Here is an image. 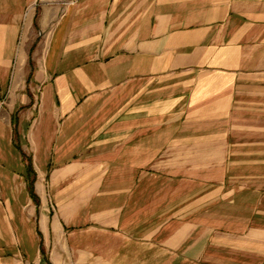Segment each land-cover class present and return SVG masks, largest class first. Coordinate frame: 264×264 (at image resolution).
<instances>
[{"label": "crops", "instance_id": "1", "mask_svg": "<svg viewBox=\"0 0 264 264\" xmlns=\"http://www.w3.org/2000/svg\"><path fill=\"white\" fill-rule=\"evenodd\" d=\"M171 80L178 97L156 101ZM251 109L264 127V0H0V206L31 223L54 255L83 236L89 261L98 251L90 238L100 236L98 261L114 264L139 247L177 253L198 230L208 239L207 221L232 229L234 194L219 197L221 184L197 176L202 166L188 183L184 152L171 154L204 139L168 134L160 143L152 133L171 123L218 127ZM160 149L175 159L162 170L147 162ZM112 156L130 161L111 166ZM245 233L240 249L264 257V229ZM54 237L66 243L58 252ZM215 237L234 244V235ZM201 242L183 255L200 260Z\"/></svg>", "mask_w": 264, "mask_h": 264}, {"label": "rangeland", "instance_id": "2", "mask_svg": "<svg viewBox=\"0 0 264 264\" xmlns=\"http://www.w3.org/2000/svg\"><path fill=\"white\" fill-rule=\"evenodd\" d=\"M177 83L178 80H171L172 86L169 92H165V95L155 93V100H175L180 90ZM161 85L156 84L155 88H161ZM253 107L258 108L257 105H253ZM230 116L227 120H221L218 127L216 125L211 127L207 123L191 126H175L176 124L171 123L170 127L156 125L152 137L156 142L160 139V143H162L161 140L163 141L168 134H180L181 137L187 139H200L199 137L204 139L203 142L196 143V145L194 143L187 144V147L184 148H178L177 146L174 149L171 147V154L173 155V152L178 150L184 152L180 163L182 167L185 166L186 168L185 172L188 183L192 182L193 178H195L193 173L194 168L202 166L201 174L197 176L204 180H213V182L221 184L220 187L222 186L221 188L223 189L219 191V197L225 196L228 192L234 194L230 199L235 201V205H233V208L229 207V210H232L234 213L232 229L228 228L230 223L219 222L216 225L207 221L204 227H210L212 232L208 239L205 237V231L198 230V232L192 234L180 246L177 253L168 254V252H164L158 247L152 249H149V246L139 247L132 250L135 255L132 257V261L128 255H125L120 261L117 260L118 262H115L113 258L114 264H264V257L258 256L251 251L249 252L248 249H240L242 246L241 241H243L240 240V237H243L248 229H264V215L257 214L259 211L264 213V127L258 125L260 118L257 109L232 111ZM128 128L122 132L129 135L130 129ZM181 130L182 132L179 133ZM217 133L221 135L222 140L220 142L214 143L210 140H208V143H206L207 141L205 142L206 139L212 140ZM15 144L17 147V138ZM154 145V149L156 150L161 146L159 143H155ZM194 150L203 155L202 159H194L189 155V152ZM110 151L113 153L114 146L110 148ZM211 151L214 154H218V158H208L206 154L211 153ZM260 154L263 157H259ZM114 156L108 158V165L115 166V161L117 165L119 163L126 164L130 161V159L126 158L117 159ZM155 156V158L148 161L147 159H139V162L150 161L151 165L160 169L165 167L164 163L168 164L170 160L172 162L175 160L166 158L167 156H164L162 150L159 154L156 152ZM96 160L100 161V159ZM160 177L162 178V176ZM147 193L149 192H143L144 201L147 200ZM47 209L51 213L56 212L55 205L50 204ZM218 209L220 212L227 210L226 207H218ZM19 220L22 222V219L18 216L8 214L7 208L0 206V264H103L98 259L100 257L104 258L103 253L105 252H102V242L106 241L105 238L103 240H101L103 237L100 236H92L90 238V243L96 246V250L98 251H96L97 254L93 255L89 261H86V256L82 253L83 236L81 235H79L81 237H79L76 244L79 248L72 246L73 251L59 252V255H54V252H50L49 250V244L41 236L37 240L33 225L29 222H27L28 224L19 223ZM75 225L77 227L85 226L83 223H76ZM25 229L27 230L25 231ZM166 233L162 235L158 234L156 236L158 241L164 238ZM226 234L234 235L232 239L234 244L232 246L227 247L224 244L222 245V241L221 243L214 242L216 235L219 237ZM199 239L203 243L201 251L204 250L198 256L200 260L189 259L183 255L184 252L193 248L195 242L199 241ZM114 241L113 248L118 251L121 244L117 243V239ZM52 242H54V246L51 244V251H60V244L61 247L63 245L66 246L65 242L59 241L56 237L52 239ZM39 244L42 246V254L39 251ZM84 244H89V239ZM7 245L10 246V254L7 253V248L5 247ZM129 250L130 248L126 249L128 252Z\"/></svg>", "mask_w": 264, "mask_h": 264}]
</instances>
